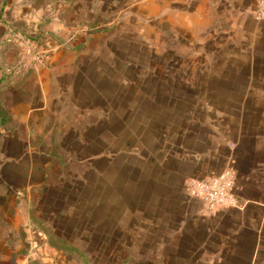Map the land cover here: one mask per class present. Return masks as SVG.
I'll return each mask as SVG.
<instances>
[{
	"label": "rangeland",
	"instance_id": "rangeland-1",
	"mask_svg": "<svg viewBox=\"0 0 264 264\" xmlns=\"http://www.w3.org/2000/svg\"><path fill=\"white\" fill-rule=\"evenodd\" d=\"M197 1L0 0V264H264L186 190L240 102Z\"/></svg>",
	"mask_w": 264,
	"mask_h": 264
},
{
	"label": "crops",
	"instance_id": "crops-1",
	"mask_svg": "<svg viewBox=\"0 0 264 264\" xmlns=\"http://www.w3.org/2000/svg\"><path fill=\"white\" fill-rule=\"evenodd\" d=\"M211 7L212 15H216V9L220 10L221 20L212 25L213 31L243 33L242 36L235 34L236 41L228 38L225 42L232 48L228 54L235 69H230L223 78L228 81L227 93L225 89L221 92L238 96L240 101L230 105L228 110L221 108V111L235 113L231 115L234 120L229 122L235 128L229 131L232 145L227 150V161L236 174L237 205L223 209L216 217L222 223H242L241 230L251 233L249 239L255 251L260 245L258 241L264 239V20L255 16L256 0L251 3L248 0H212ZM201 9L204 6L198 0L197 14ZM234 217H238L235 222L232 221Z\"/></svg>",
	"mask_w": 264,
	"mask_h": 264
},
{
	"label": "built area",
	"instance_id": "built-area-1",
	"mask_svg": "<svg viewBox=\"0 0 264 264\" xmlns=\"http://www.w3.org/2000/svg\"><path fill=\"white\" fill-rule=\"evenodd\" d=\"M255 16L260 21L264 20V0H257ZM235 179L234 169L228 166L214 176L190 178L186 183V190L190 196L203 202L206 212L215 214L237 205Z\"/></svg>",
	"mask_w": 264,
	"mask_h": 264
},
{
	"label": "trees",
	"instance_id": "trees-1",
	"mask_svg": "<svg viewBox=\"0 0 264 264\" xmlns=\"http://www.w3.org/2000/svg\"><path fill=\"white\" fill-rule=\"evenodd\" d=\"M119 152H120V151H119ZM133 158H137V156L134 157V155H133ZM139 159H142V158H139ZM124 168H127V167H124ZM128 191H129V190H128ZM130 191H131V190H130Z\"/></svg>",
	"mask_w": 264,
	"mask_h": 264
}]
</instances>
